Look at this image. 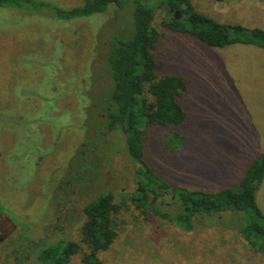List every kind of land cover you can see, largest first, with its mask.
Segmentation results:
<instances>
[{
	"label": "rangeland",
	"instance_id": "1",
	"mask_svg": "<svg viewBox=\"0 0 264 264\" xmlns=\"http://www.w3.org/2000/svg\"><path fill=\"white\" fill-rule=\"evenodd\" d=\"M83 2L17 0L0 7V264H33L26 251L59 238L81 245L68 264H82L87 252L80 242L83 210L104 190L113 193L118 206L117 237L98 253L100 264H264L228 226L234 225L228 215L225 226L211 223L184 232L135 208L137 165L118 130L101 139L95 154L89 150L109 94L108 42L132 37L133 6L111 5L104 13L71 20L54 17L53 8ZM191 3L219 23L264 29V0ZM163 20L158 10L159 39L151 48L158 76L177 75L189 83L185 98L194 128L206 132L203 138L216 156L194 174L171 163L165 148L148 158L166 181L180 179L186 186L208 177L215 180L197 188L219 189L221 179L241 176L256 154L264 153V52L241 45L209 48L167 30ZM150 131L161 146L162 131ZM73 157L85 174L82 184L70 186ZM256 201L264 213V185Z\"/></svg>",
	"mask_w": 264,
	"mask_h": 264
},
{
	"label": "trees",
	"instance_id": "2",
	"mask_svg": "<svg viewBox=\"0 0 264 264\" xmlns=\"http://www.w3.org/2000/svg\"><path fill=\"white\" fill-rule=\"evenodd\" d=\"M16 1L0 0V7ZM128 4L133 6V35L130 39L112 38L108 42L105 60L111 80L109 94L98 112L101 126L96 132V143H91L92 140L85 143H91L89 150L95 154L101 139L118 130L123 135L128 156L137 165L138 171L132 178L136 186V195L132 199L135 208L142 209V213L149 211L184 232H193L211 223L223 225L222 220L228 215L234 223L228 226L236 228L249 249L264 258V213L256 201L257 192L264 185V153L256 154L241 176L221 179L219 189L215 190L197 188L198 184L214 178L194 179L191 184L185 183L187 187L180 179L166 181L148 158L165 148L171 163L194 174L198 169L212 165L216 156L203 138L206 132L194 128L196 121L189 114L185 98L189 83L177 75L158 76L151 53L153 44L159 39L154 25L155 13L158 10L164 13L162 26L167 30L191 36L209 48L241 45L264 52V29L219 23L196 12L191 0H84L78 7H55L53 10L57 19L71 20L104 13L111 5L123 9ZM157 129L162 131L161 146L153 134L149 136L150 130ZM77 162L78 157L69 161L68 168L74 171L73 178L68 180L70 186L83 181L85 172L83 166L81 171L76 165ZM209 175L213 174L208 171ZM56 199L53 197L54 211L58 212L59 201ZM146 207L149 210H145ZM117 210L110 190L101 191L84 207L80 242L87 252L81 256L82 264H100L98 253L108 250L115 241ZM68 217L63 214L64 220ZM45 244L34 245L26 251L33 264H68L81 246L61 238ZM16 252L22 253L21 248Z\"/></svg>",
	"mask_w": 264,
	"mask_h": 264
},
{
	"label": "water",
	"instance_id": "3",
	"mask_svg": "<svg viewBox=\"0 0 264 264\" xmlns=\"http://www.w3.org/2000/svg\"><path fill=\"white\" fill-rule=\"evenodd\" d=\"M175 18H176V19L179 18V13H178V12L175 13Z\"/></svg>",
	"mask_w": 264,
	"mask_h": 264
}]
</instances>
